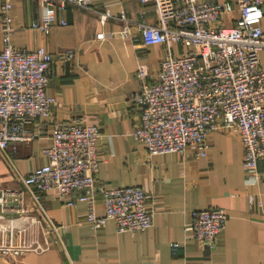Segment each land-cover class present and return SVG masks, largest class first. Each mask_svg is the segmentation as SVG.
Instances as JSON below:
<instances>
[{
	"label": "crops",
	"instance_id": "crops-1",
	"mask_svg": "<svg viewBox=\"0 0 264 264\" xmlns=\"http://www.w3.org/2000/svg\"><path fill=\"white\" fill-rule=\"evenodd\" d=\"M93 3L115 17L103 23L97 13L77 5L65 10L52 7L67 24L43 34L31 27L40 14L37 0H12L16 27L11 41L31 49L43 44L53 53V77L46 91L58 97L61 105L52 115L27 125L39 133L35 139L0 149V190L22 194L21 202L11 200L9 204L20 212L0 205V242L49 246L17 256L0 251V264H264V157L259 162L260 183L250 184L243 166V144L231 132H209L205 155H197L198 149L192 146L184 153L149 155L144 143L132 134L140 121L133 95L141 86L138 66H147V80L152 82L168 55L165 45H147L141 33V23L158 22L157 9L154 2L142 0ZM121 12L130 22L129 37L121 34L124 22L116 17ZM238 17L240 10L235 5L222 15V22L233 26ZM261 25L264 29V17ZM192 48L185 42L173 43L171 54L181 56ZM68 49L74 51L71 60L64 57ZM260 65L264 70V49ZM57 120L100 126L97 188L141 186L150 194L147 206L154 212L153 225L119 231L114 219H108L94 227L84 202L69 205V198H60L56 191L39 192L40 199H34L23 178L49 162L43 150L53 143ZM250 194L254 195L252 207ZM211 206L224 207L228 220L215 247L205 248L185 230V223L193 210ZM96 211L99 216L106 213L100 192ZM173 241L181 243L178 255L171 251Z\"/></svg>",
	"mask_w": 264,
	"mask_h": 264
},
{
	"label": "built area",
	"instance_id": "built-area-1",
	"mask_svg": "<svg viewBox=\"0 0 264 264\" xmlns=\"http://www.w3.org/2000/svg\"><path fill=\"white\" fill-rule=\"evenodd\" d=\"M152 1L158 22L141 23L142 37L147 45L162 44L168 55L161 60L156 80H147L148 69L140 64L137 77L140 89L133 101L140 110V121L132 134L142 141L149 155L167 152L184 153L188 146L197 148V155L207 152L206 136L214 130L237 135L244 147L243 166L247 182L260 183L259 162L264 157V70L260 52L264 49V0H142ZM40 14L31 27L49 34L56 25L67 24L52 7L65 10L77 5L97 13L101 22L115 17L106 9L96 7L93 0H37ZM240 17L233 26L222 22V15L235 9ZM12 0H0V149L7 150L13 142L31 141L39 133L27 125L39 117L50 116L61 105L56 96L47 94L53 72L51 53L43 44L31 49L15 46L11 41L15 29L11 14ZM121 34L129 37L131 26L124 12ZM185 42L192 49L181 56L171 54L173 43ZM66 60L74 51H65ZM100 126L86 121L57 120L53 143L43 153L49 162L36 167L23 178L34 199L39 192L56 191L68 204L84 202L87 219L94 227L114 219L119 231L144 230L153 225L154 212L147 204L150 194L141 186L97 188L100 168L97 141ZM102 194L105 215L96 211L98 193ZM22 200L20 190L1 189L0 205L20 212L9 205ZM249 205L254 195L248 197ZM261 203V202H260ZM224 207L196 209L185 223L203 247L214 248L220 231L227 224ZM181 243L173 241L171 251L178 255ZM39 243L5 244L4 255L17 256L26 251L46 250Z\"/></svg>",
	"mask_w": 264,
	"mask_h": 264
}]
</instances>
